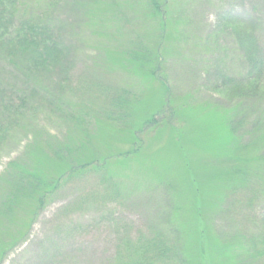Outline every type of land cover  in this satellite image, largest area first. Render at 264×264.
Returning a JSON list of instances; mask_svg holds the SVG:
<instances>
[{
	"label": "rangeland",
	"instance_id": "rangeland-1",
	"mask_svg": "<svg viewBox=\"0 0 264 264\" xmlns=\"http://www.w3.org/2000/svg\"><path fill=\"white\" fill-rule=\"evenodd\" d=\"M171 9L159 48V18L144 14L140 23L131 17L128 37L109 12L95 13L71 34L72 95L44 98L48 112L29 113L41 128L15 132L0 152V210L10 200L4 190L17 184V177L4 179L13 161L30 165L48 195L42 207L36 194L23 188L18 195L20 204L0 227V264H111L122 241L157 223L182 244L188 264L258 259L262 241L247 236L264 219L259 177L231 195L244 175L231 157L255 166L258 151L232 131L235 90L223 80L246 69L249 46L241 36L248 28L264 55V0H172ZM136 36L152 43L151 60L150 51L130 43ZM130 50L143 54L134 58ZM103 82L132 96L122 114L113 112L115 124L111 108L101 106L108 97ZM64 100L71 105L61 107ZM49 143L70 151L55 156ZM70 163L91 165L66 177Z\"/></svg>",
	"mask_w": 264,
	"mask_h": 264
},
{
	"label": "trees",
	"instance_id": "trees-1",
	"mask_svg": "<svg viewBox=\"0 0 264 264\" xmlns=\"http://www.w3.org/2000/svg\"><path fill=\"white\" fill-rule=\"evenodd\" d=\"M171 7L172 0H0V152L15 132L25 128L35 132L38 131L37 127L41 128L39 124L32 123L29 113L33 111L40 115L41 111L48 112L42 105L44 98L60 94L62 97L72 95L70 79L75 59L73 55L72 57L70 55L69 38L71 34L79 35L83 26L93 21L95 13L109 12L111 16L117 18L122 27L121 33L126 34L127 37L131 34L128 27L132 16L133 20L137 19L139 23L147 21V19H141L139 14L152 18L158 17L160 22L154 30L161 33V38L160 41L153 43L159 44L157 45L159 48L165 42L162 39L169 34L167 22L168 15L172 13ZM248 19L253 21V18ZM234 21L231 20L233 25L228 22V26H232L235 33L240 32L238 31L240 25ZM255 24H257L256 21ZM139 26L145 28V24ZM248 29L241 36V39L249 46L245 53L244 73L235 76L224 75L225 79L222 80L224 85L233 84L234 88H232L235 90L232 108L236 110L230 121L232 131L244 147L255 148L258 151L255 156L257 165H250V160L245 156L231 157L234 164L241 166L239 173L244 174L231 195L245 191L253 176L259 177L261 183L258 192L264 195V175H261V172L264 174V55L258 51L257 38L253 37L255 28ZM130 43L137 45L135 49L142 48L141 50L146 52L150 51L149 60L152 59V48H147L152 43H145L138 36ZM131 53L133 54L131 57L134 58H140L143 54H139L136 50L128 52L129 55ZM105 84L103 82L102 87L107 91L108 97H105L101 106L111 108L112 112L108 118L115 124L113 112L121 113L123 107L131 104L132 96L125 89L119 91L109 87V83ZM93 85V82L89 81L88 89ZM241 91L243 93H239ZM64 101L65 104L62 102L63 106H60L68 107L69 100ZM97 102L96 100L95 105ZM47 104H49L48 101ZM68 104L71 105V102ZM52 107L57 108V106ZM71 114L73 112H67L64 116L72 117ZM27 118L31 123H24ZM35 138L39 140L40 137L35 135ZM48 147L51 150L54 149L55 156L70 151L68 146L64 149L60 146L55 148L49 143ZM30 152L33 150L29 147L27 153ZM244 162L247 163V167ZM70 165L71 168L66 177L76 170L83 171L91 164L70 163ZM29 166H22L18 161H13L10 163V168L4 171L6 177L4 179L16 177L18 179L14 187L4 190L11 191V195H8L10 198L8 202L5 200L1 202V205L5 204V207L0 210V227L13 207L20 204L18 195L23 193V188L29 191L28 194L38 196V207L46 203L48 195L44 190L47 182L41 183L37 179L38 173L30 171ZM95 166L100 167L98 164ZM19 168L23 170L20 171ZM54 184L56 186V182ZM48 185L52 184L48 182ZM54 190H56L55 187ZM158 226L159 223L153 224L135 239L129 238L122 241L121 246L117 245L121 250L111 264H188L182 244ZM251 230L255 233L248 235L247 239L252 240V244L258 238L259 242L262 241V251L259 249L258 255L255 256L258 259L249 257L256 260L251 264H264V235H261V239L259 235L261 232L264 233V219ZM2 253L3 250L0 249V255Z\"/></svg>",
	"mask_w": 264,
	"mask_h": 264
}]
</instances>
